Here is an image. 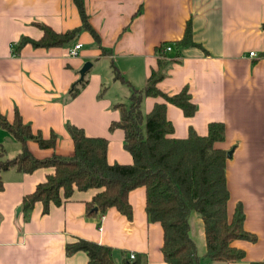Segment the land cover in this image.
Masks as SVG:
<instances>
[{
	"label": "crops",
	"instance_id": "1",
	"mask_svg": "<svg viewBox=\"0 0 264 264\" xmlns=\"http://www.w3.org/2000/svg\"><path fill=\"white\" fill-rule=\"evenodd\" d=\"M84 12L98 41L85 29L62 45L31 46L25 42L12 51L21 35L41 36L38 23L57 32L77 27L80 16L73 0H0V113L11 121L15 112L33 133L47 138L51 147H39L31 139L25 144L35 157L52 152H73L65 130L70 122L89 136L106 138L108 163L131 162L122 146L119 127L108 129L119 113L115 101H126L130 88H139L149 71L156 67L155 47L170 43L159 54L170 58L162 79L156 82L165 93L187 85L196 105L190 115L182 114L173 103L165 104L172 134L184 137L188 128L206 133L209 121H220L222 140L213 145L228 151L224 163L228 190L226 213L230 216L240 203L243 229L254 240L234 238L230 245L243 250L240 259L227 264H249L264 257V0H84ZM191 27L195 45L175 47L185 22ZM80 42L75 55L67 49ZM105 50L101 52V49ZM252 51L255 55L248 54ZM79 91L68 95V87L79 79ZM111 65L126 80L113 78ZM81 77V78H82ZM158 95L143 96L141 111L147 112ZM19 141L0 126V159L14 157ZM53 167L39 166L21 172L15 166L0 171V264H85V251L67 255L64 244L76 238L104 243L115 250L134 251L144 256L143 264H168L159 248L161 226L149 221L144 210L143 186L129 189L131 215L126 218L114 206L103 212L85 214L84 204L99 188L73 189L59 204L43 212L35 201L23 217L19 208L24 193L44 180ZM188 233L196 247L199 264H218L204 257L202 219L189 211Z\"/></svg>",
	"mask_w": 264,
	"mask_h": 264
},
{
	"label": "trees",
	"instance_id": "2",
	"mask_svg": "<svg viewBox=\"0 0 264 264\" xmlns=\"http://www.w3.org/2000/svg\"><path fill=\"white\" fill-rule=\"evenodd\" d=\"M73 3L80 16L77 27L57 32L38 23L41 36L31 39L21 35L12 51L16 53L25 42L31 46L62 45L73 39L80 28L87 30L97 42V33L88 24L84 12V0H73ZM184 26L181 38L174 42L175 47L197 44L191 40L188 20ZM165 44L166 42H162L155 47L156 67L150 69L143 85L138 89L131 87L126 101H115L113 104L118 110L119 118L111 120L108 129L119 127L122 130V146L130 153L131 162L108 163L105 159L106 138L86 135L81 127L70 122L65 123V130L70 135L73 152L66 155L52 152L49 156L35 157L26 148V140L35 141L39 147H51L56 135L51 131L45 138L38 131L33 133L29 124L20 120L16 112L11 121H7L0 113V126L20 143L17 155L0 159V171L8 166H15L21 172H28L39 166L53 167L44 180L23 194L19 203L23 217L35 201L41 202L42 211L45 212L50 203L59 204L68 198L74 188L82 190L92 187L99 189L85 202L86 215L103 212L114 206L129 218L131 205L127 200V193L129 189L142 185L146 218L149 221H158L161 226L162 241L159 248L166 263L199 264L196 247L187 232V215L194 210L202 219L206 247L204 257L218 264H227L243 256L242 249L230 245L231 240H254L255 236L242 227L244 216L240 203L236 204L230 216L226 213V150L213 145L214 141L223 139L222 123L216 120L207 122L204 134H198L190 127L184 137L172 134L171 121L164 114L165 104L173 103L184 115L192 114L196 105L190 100L187 85L168 94L156 86L171 62L170 58L159 54ZM104 50L102 48L101 52ZM261 53L264 54V50ZM111 72L114 79L126 81L113 65ZM84 82L85 78L82 77L71 83L68 95H75ZM155 95L162 100L155 101L147 112L142 113L141 98ZM63 250L67 255L74 250L85 251V264L144 263V256L138 252H134L133 258H128L129 251L119 249L117 259L111 246L86 238L66 242ZM249 264H264V257L252 260Z\"/></svg>",
	"mask_w": 264,
	"mask_h": 264
},
{
	"label": "built area",
	"instance_id": "3",
	"mask_svg": "<svg viewBox=\"0 0 264 264\" xmlns=\"http://www.w3.org/2000/svg\"><path fill=\"white\" fill-rule=\"evenodd\" d=\"M80 45H81L80 42H75L72 44V46L68 47L67 49L68 55H75ZM162 48L164 51L170 49V43H166ZM248 54L255 55L252 51H249ZM133 257H134V251H129L128 258H133Z\"/></svg>",
	"mask_w": 264,
	"mask_h": 264
},
{
	"label": "water",
	"instance_id": "4",
	"mask_svg": "<svg viewBox=\"0 0 264 264\" xmlns=\"http://www.w3.org/2000/svg\"><path fill=\"white\" fill-rule=\"evenodd\" d=\"M90 62L89 61H85L80 68L78 69V74H79V78H81L83 76V72L89 67ZM230 153V149L228 151H226V157L229 156ZM131 264V263H129Z\"/></svg>",
	"mask_w": 264,
	"mask_h": 264
},
{
	"label": "rangeland",
	"instance_id": "5",
	"mask_svg": "<svg viewBox=\"0 0 264 264\" xmlns=\"http://www.w3.org/2000/svg\"><path fill=\"white\" fill-rule=\"evenodd\" d=\"M118 81V80H117Z\"/></svg>",
	"mask_w": 264,
	"mask_h": 264
}]
</instances>
